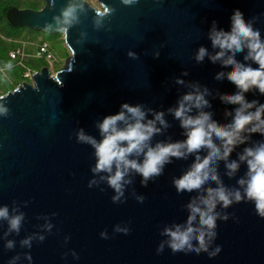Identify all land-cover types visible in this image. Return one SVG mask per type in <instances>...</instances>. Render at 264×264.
I'll return each instance as SVG.
<instances>
[{
	"label": "water",
	"instance_id": "1",
	"mask_svg": "<svg viewBox=\"0 0 264 264\" xmlns=\"http://www.w3.org/2000/svg\"><path fill=\"white\" fill-rule=\"evenodd\" d=\"M96 1L100 8L86 0H44L39 9L12 6L6 11L9 25L61 32L70 56L54 73L42 66L0 93V107L6 109L0 113V208L8 213L0 218V264H264V218L245 199L217 206L216 212L228 218L217 220L213 238L206 236V251L195 239L191 248H170L164 229L185 226L186 205L198 195L177 192L173 181L192 165L195 154L171 158L146 185L130 171L125 177L130 183L113 201L117 193L102 178L107 173L92 171L94 149L77 139L82 130L99 140L97 122L129 103L141 105L147 119L164 114L168 126L156 123L161 130L153 135V146L183 141L185 130L168 110L193 91L192 85L207 89L203 111L221 125L231 123L237 105L220 97L237 89L226 75L216 78L231 66L208 56L197 62L195 53L201 46L210 54L219 50L208 34L213 26L229 31L235 10L264 41V0ZM69 7L74 12L65 24L63 12ZM247 51L237 52L235 60L256 68L245 60ZM243 95L264 104V94L255 88ZM241 135L246 139L228 161H238L245 147L264 142L259 132ZM206 154V149L199 153ZM238 163L231 176L225 160L212 167L226 188L243 196L237 180L245 177L247 164ZM208 187L217 185L210 180L200 193ZM17 215L22 216L18 231L9 226Z\"/></svg>",
	"mask_w": 264,
	"mask_h": 264
},
{
	"label": "clouds",
	"instance_id": "2",
	"mask_svg": "<svg viewBox=\"0 0 264 264\" xmlns=\"http://www.w3.org/2000/svg\"><path fill=\"white\" fill-rule=\"evenodd\" d=\"M124 2L131 3L132 0ZM73 12L72 7L63 12L65 24L71 23L69 17L73 16ZM208 35L212 47L219 50L210 54L201 46L195 53V60L201 62L208 56L213 63L219 61L224 67L231 66V71L226 74L217 73L216 77L220 79L226 75L237 89L234 93L220 97L224 103L237 105L231 123L221 125L211 118V113L203 111L209 103L205 99L207 89L202 92L197 85H192L193 91L183 94L177 101V106L168 110L185 130L183 141L157 142L153 146L151 139L161 130L156 123L168 126L163 118L164 114L155 112L153 119H147V112L141 105L129 103H122L118 112L105 115L97 122L99 140L84 134L82 130L77 133L79 142L87 143L94 149L95 167L92 171L107 173L102 178H106L108 185L117 193L113 201L123 195L124 185L130 183L125 179L130 171L139 174L142 177L141 183L146 185L147 181L162 174L164 165L170 163L171 158L183 159L189 154H195L192 165L173 181L177 192L198 193L186 205L189 211L186 225L181 227L177 224L173 228L164 229V234L170 238L169 246L173 252L182 251L185 246L191 248L190 242L193 239L200 249L207 250L206 236L208 239L213 238L216 235L214 230L217 220L228 218L226 215L221 217L216 212L218 205L227 208L233 202L245 199L253 202L256 215L264 218V142L245 147L238 155V161L247 164L245 177L237 180V184L244 189L243 196L237 189L226 188L212 167L216 160H225L227 174L231 176L238 170L239 163L237 160L228 161L227 158L238 143L245 141L246 137L241 133L259 132L264 135V104H258L255 100L247 101L243 95L253 88L264 94V41L261 40L259 31L245 22L239 10H235L231 16L229 31L218 30L213 26ZM245 48L248 50L245 60L254 62L256 68L235 60V54ZM177 83L182 81L177 79ZM252 108L254 111H248ZM193 109H196V114L190 115ZM5 111L0 107V113ZM147 111L150 112L151 109ZM214 138L220 142L219 145L214 142ZM205 149L207 154L201 157L199 153ZM210 180L217 187H208L201 194L202 186ZM0 218H8L6 208H0ZM21 219V215L12 217L9 221L10 228L18 231ZM195 221H198V226H194ZM23 243L27 244L28 241ZM8 246L11 247V242Z\"/></svg>",
	"mask_w": 264,
	"mask_h": 264
},
{
	"label": "trees",
	"instance_id": "3",
	"mask_svg": "<svg viewBox=\"0 0 264 264\" xmlns=\"http://www.w3.org/2000/svg\"><path fill=\"white\" fill-rule=\"evenodd\" d=\"M44 0H0V63L7 65L10 76H5L0 70V93H4L15 87L23 80L29 78L25 76V72L30 70H39L42 66L49 67V63L43 58L40 66L26 64L23 59L20 62L19 57L12 58L10 52L15 51L25 45L26 52H32L30 45L37 46L42 42H46L50 51L53 52L56 64L59 65L61 61L69 54L68 49L64 46V41L61 38V32L46 33L40 30H33L22 26L9 25L5 20L6 11L12 7L25 8L30 7L39 9L43 6ZM36 31L34 34H27L24 31ZM49 35V36H48ZM36 49V48H35Z\"/></svg>",
	"mask_w": 264,
	"mask_h": 264
},
{
	"label": "rangeland",
	"instance_id": "4",
	"mask_svg": "<svg viewBox=\"0 0 264 264\" xmlns=\"http://www.w3.org/2000/svg\"><path fill=\"white\" fill-rule=\"evenodd\" d=\"M87 2H89L91 5H93V6H95L96 8H100V4L96 1V0H86ZM30 8V7H29ZM25 33H27V34H34L35 32L34 31H24ZM49 36V35H48ZM61 38L63 39V34L61 33ZM64 46H66L65 45V43H64ZM35 48H36V46H35V44H33V46L32 45H30V48L29 49H32L33 50V52H35ZM67 48V47H66ZM68 49V48H67ZM68 51H69V49H68ZM29 53H31V52H29ZM33 55V54H32ZM69 56H70V51H69V54L61 61V63L59 64V65H57L56 64V61L54 60L53 62H52V64H50L49 65V69H50V72L51 73H54L56 70H58V69H60V68H63V67H65L66 66V64H67V60H68V58H69ZM23 61L26 63V64H29V65H36V66H40L39 64L41 63V61H42V59H39V58H35V57H33V56H31L30 54H26V55H24L23 56ZM32 71L33 70H30V71H27L28 72V74L30 75L31 73H32ZM4 75L7 77V76H10V74H9V72H8V69H6L4 72ZM31 76V75H30ZM29 76V77H30ZM28 77V78H29ZM17 85V84H16ZM15 85V86H16Z\"/></svg>",
	"mask_w": 264,
	"mask_h": 264
},
{
	"label": "built area",
	"instance_id": "5",
	"mask_svg": "<svg viewBox=\"0 0 264 264\" xmlns=\"http://www.w3.org/2000/svg\"><path fill=\"white\" fill-rule=\"evenodd\" d=\"M23 55H24V51L22 49H17L15 51L10 52V56L12 58H16V57L20 58ZM33 56L35 58H43L49 64H52V62L54 61V58H55L53 52L50 51L48 44L46 42H42L36 46L35 52H33ZM8 68L9 67L7 65H5L4 63H0V70L2 72H4ZM27 71H30V69H28ZM27 71L25 72V76L29 77L31 74L29 75Z\"/></svg>",
	"mask_w": 264,
	"mask_h": 264
},
{
	"label": "crops",
	"instance_id": "6",
	"mask_svg": "<svg viewBox=\"0 0 264 264\" xmlns=\"http://www.w3.org/2000/svg\"><path fill=\"white\" fill-rule=\"evenodd\" d=\"M25 45H29V43H26V42H25V43H23L22 47H21V48H19V49H22V50L24 51V55H26V54H30L31 56H33V55H32V54H33L32 52H31V53H29V52H26V50H25V48H24V47H25ZM24 55H23V56H24ZM23 56L19 58L20 62H22V58H23ZM33 57H34V56H33Z\"/></svg>",
	"mask_w": 264,
	"mask_h": 264
}]
</instances>
